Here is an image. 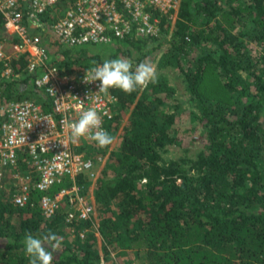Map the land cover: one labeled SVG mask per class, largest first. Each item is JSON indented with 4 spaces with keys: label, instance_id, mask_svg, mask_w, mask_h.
<instances>
[{
    "label": "trees",
    "instance_id": "1",
    "mask_svg": "<svg viewBox=\"0 0 264 264\" xmlns=\"http://www.w3.org/2000/svg\"><path fill=\"white\" fill-rule=\"evenodd\" d=\"M66 1L58 7L63 10ZM3 23L0 13V39H10ZM164 30L161 41L159 36L125 38L113 42L116 49L111 44L48 43L49 63L64 73L104 59H130L125 44L139 51L148 43L168 44L160 63L172 59L196 105L188 112L179 103L171 105L173 88L164 75L130 94L117 89V114L107 132L119 136L120 144L117 151L110 150L111 144L96 149L107 158L92 182L103 253L130 250L134 258L143 255L140 264H264V56L258 66L259 60L250 62L248 54L250 42L264 51V0H180L174 25L167 23ZM202 43L210 49L190 57V50ZM25 65L26 55L13 59V77L6 78L0 63V99H30L43 112H52L50 98L35 88ZM208 82H218L219 90L212 92ZM197 130L205 143L193 158L186 148L182 157H164L166 145L182 146L181 132ZM73 182L90 184L86 174L65 177L48 194ZM40 197L32 191L20 208L7 190H0V264H29L25 233L49 231L62 238L52 264L100 262L93 248L97 236L91 232L78 245L66 243L65 208L60 205L45 218Z\"/></svg>",
    "mask_w": 264,
    "mask_h": 264
},
{
    "label": "built area",
    "instance_id": "2",
    "mask_svg": "<svg viewBox=\"0 0 264 264\" xmlns=\"http://www.w3.org/2000/svg\"><path fill=\"white\" fill-rule=\"evenodd\" d=\"M60 1L0 0L4 31L10 37L0 39L1 75L13 77L12 60L26 55L25 72L52 102L50 113L30 99L0 103V190L8 187L11 202L20 208L27 205L32 191L40 192L45 218L67 202L65 221L72 224L92 220L94 204L74 182L53 195L48 191L65 177L74 180L88 174L102 157H88L84 146L93 140H74L67 125L82 110L94 107L107 131L117 114V88L99 92L100 81L84 80L89 68L64 73L50 64L48 43L110 45L125 38L155 37L159 13L176 11L180 0H67L63 10ZM99 38L109 42L98 43Z\"/></svg>",
    "mask_w": 264,
    "mask_h": 264
},
{
    "label": "rangeland",
    "instance_id": "3",
    "mask_svg": "<svg viewBox=\"0 0 264 264\" xmlns=\"http://www.w3.org/2000/svg\"><path fill=\"white\" fill-rule=\"evenodd\" d=\"M176 17H177V10L176 11H173V10L168 11L167 10L166 12H160L159 13V19H158L159 31L156 35L157 37L158 36L160 37L159 41L162 40L161 38H162L163 32L165 31L164 30L165 25L167 23L174 25V21H175ZM163 18H165V21H166L165 25L162 24ZM198 18H199L198 21L200 22L201 18L200 17H198ZM172 30H173V26L168 28V32H171ZM235 30L236 29H234L233 32H235ZM149 39H151V37ZM97 46H104V45H97ZM116 47H117L116 44H114V43L111 44V48L116 49ZM169 47H170V45H168V44H163V45L157 46V42H153V43H148L147 45H145V47L140 51L136 50L134 47H132L128 44H125L122 47V49L129 51V58H130V60H132L134 67H135V65H137V63L134 60H136L138 58H140V62L145 61V60H149L156 66L157 78H159L160 75L165 76V79H166L168 85L173 88V95L169 96V101H170L171 105L179 103L182 105L183 109H185L187 112L188 111H195L196 105L191 99V94L186 89V84L183 81L180 72L178 71V67L175 64L173 65L172 59H170L169 63H167V64H165L164 61L160 63L163 55H165L166 52L169 50ZM104 49H106V48H103V50ZM209 49H210L209 43H202L200 46L192 48L190 50V57L196 58L199 54L207 52ZM248 54H249V61L250 62L255 63L256 60H259L258 61V66H259L260 65V58L262 56H264L263 49H261L256 44L250 42V43H248ZM184 60H185V58L183 57L182 61H184ZM210 73H212L213 75L215 74L212 71H210ZM209 76L212 79L214 78L210 74H209ZM213 83H215V84H213ZM218 85H219L218 82H211V83L208 82V86L212 92H216L217 88L219 90ZM223 97H225V95H223ZM3 102H4V98H1L0 103H3ZM260 119H261V122L264 124V115L261 116ZM189 120H190V116H189ZM199 132H200V130H197V132H195L193 134L188 132V131L186 133L181 132V134H183L185 136V139H184L182 146H179L176 144L166 145L164 157L167 159L168 158L182 157L184 155L183 150L186 148L188 151L186 155L190 158H193L195 156L196 152L198 150H200L203 147V144L205 143L204 138L199 136ZM192 138H193V140H191ZM119 144H120V137L116 135V136H114L113 143L110 145V150L117 151ZM97 148L99 149V146L97 145V143L95 141L90 142L84 146V151L88 157L96 158L97 156L100 155L102 157V161L100 163H98L96 165V167H94L88 174H86L88 180H90V184L88 185L89 187H86V185H82L84 188L82 186H80L81 193L85 197L89 198L91 200V202L94 204L95 211H94L93 218H92V220H87V221H91L90 223L92 225H89L88 227L84 226V227H81L79 229L78 225L82 221H74L71 224V223H67L65 221V217H64V221L67 223L65 225V227L63 228L64 232H65V235H64L65 239L64 240L66 243L68 242L69 245L75 246V245H78V243L76 242L77 240L79 241V243H81L85 240H88L89 234L93 233L94 236H97L96 238L98 239L96 242L93 243V248H95V250L98 251V254L101 257L100 262H98L97 264H126V262L131 261V260L133 261L132 264H140L143 255L136 256L134 258L133 254L130 250L127 253H125V255H122V254L118 255L117 251H111L109 254L103 253L104 251H103V248L101 246L102 245V239L100 238L99 231L97 229L98 228L97 223L99 221V212L96 209L97 207L95 205L94 189H93L92 182L96 178L99 171L101 170V168L103 166L102 165L103 161H105L107 158V153L106 154H103V153L101 154V152L97 153V151H96ZM5 188H7L5 190L9 189L8 187H5ZM65 204L67 206H63ZM61 205H62V207L65 208V212H67L69 210V205L67 202H63V204H61Z\"/></svg>",
    "mask_w": 264,
    "mask_h": 264
},
{
    "label": "clouds",
    "instance_id": "4",
    "mask_svg": "<svg viewBox=\"0 0 264 264\" xmlns=\"http://www.w3.org/2000/svg\"><path fill=\"white\" fill-rule=\"evenodd\" d=\"M98 43L107 44L106 38H99ZM84 76L85 82L100 81L99 92L107 93L111 88H117L125 93H132L138 88L143 89L157 79L156 66L149 60L141 61L135 67L132 60L124 57L104 59L102 63L93 62ZM102 115L94 107L82 110L78 119L68 123L74 140L89 137L99 147L113 143L114 137L102 128ZM62 243V238L53 232L34 236L26 232L22 244L29 264H52L53 254Z\"/></svg>",
    "mask_w": 264,
    "mask_h": 264
}]
</instances>
